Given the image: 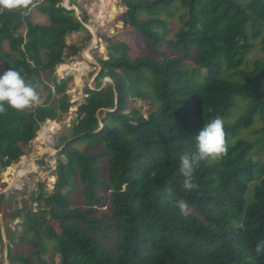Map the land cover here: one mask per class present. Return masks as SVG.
<instances>
[{"label": "trees", "instance_id": "obj_1", "mask_svg": "<svg viewBox=\"0 0 264 264\" xmlns=\"http://www.w3.org/2000/svg\"><path fill=\"white\" fill-rule=\"evenodd\" d=\"M62 3L33 0L29 10L0 13V62L6 58V70L19 71L37 93L54 92L51 101L24 111L5 104L0 181L25 154L20 143L37 137L43 119L58 120L72 106L66 94L72 77L59 81L54 73L66 62L69 35L85 31L89 42L93 37L83 25L87 15L81 22ZM125 7L121 20L157 59L132 60L124 43L108 39L112 58L99 59L100 90L87 87L77 123L59 141L53 192L41 185L36 211L23 204L10 213L21 220L19 244L35 248L32 256L15 252L9 230L10 264H35V256L42 264V254L50 251L60 255V264H264V254L255 252L264 240V58L248 64L255 48L250 39L260 38L264 54V0H125ZM33 8L49 24L24 14ZM176 14L181 26L170 37L169 19ZM106 77L113 83L101 88ZM137 99L149 100L154 112L142 113ZM237 109L241 113L232 116ZM217 116L224 121L228 153L202 162L194 173L198 188L186 191L180 157L197 150L195 136ZM255 123L258 136L241 137ZM101 159L108 181L102 180ZM74 177L83 185V209L73 200ZM102 191L110 192V213L96 221L106 200ZM7 200L15 195H0V209ZM179 200L189 205L188 217L175 207Z\"/></svg>", "mask_w": 264, "mask_h": 264}, {"label": "rangeland", "instance_id": "obj_2", "mask_svg": "<svg viewBox=\"0 0 264 264\" xmlns=\"http://www.w3.org/2000/svg\"><path fill=\"white\" fill-rule=\"evenodd\" d=\"M69 2H75V5L68 4V10H73L75 8V13L77 10V15L83 22L84 15H87V22H83L84 27L91 33L93 39L89 42L88 33L85 31L73 33L69 35L66 39L67 49L66 62L55 70V75L58 77V80L66 79L67 77H72L68 83L66 94L70 96L72 106L68 112L64 113L58 120H47L41 123L40 130L37 132V137L30 142L20 143L21 147L25 150V154L22 156L18 163L13 164L8 167L1 176L0 181V195L5 194L7 189H10V181L14 177L15 169L23 165L29 160H33L37 167L38 171L33 172L27 175L23 179V186L21 189H15L12 186L8 192H11L15 195L14 201H6L3 205V208L0 209V234L3 239V243L0 242V264H10L8 259V231H14L15 243L18 244L15 247V252L19 254H26L32 256L35 252L33 245L28 244H19V236L21 235L22 226L19 224L21 221L17 219L13 221L10 217V213L15 210V205L21 207L23 204H27L37 210L38 202L34 200L37 196L41 185H44L45 190L49 193L53 192L54 185L56 183V166H57V153L62 149L59 147V141L61 137L69 136L73 130L74 124L78 121V109L81 104L85 103V100L88 96L87 87L92 90H100L98 88L97 77L101 70V65L99 59L108 60L112 58L110 49L112 47L110 39L115 45L124 43L127 47V57L130 59H136L141 56L150 55L149 50L146 47V40L139 35L137 31L132 27L125 26L121 16L126 12L127 8L125 7V0H69ZM64 4V3H63ZM103 4L106 5L104 11H102ZM112 4V5H111ZM65 5V4H64ZM63 5V6H64ZM111 5V6H110ZM110 7V8H109ZM116 9L117 12L113 13V9ZM118 8V9H117ZM25 15L30 16V20L34 23L47 25L49 24L48 17L41 14L36 8L24 13ZM76 15V16H77ZM171 17L169 23V35L173 37L174 33L180 28L181 21L179 15ZM99 16V17H98ZM77 17V18H78ZM22 33L25 34V28L21 29ZM97 36V40L94 36ZM250 41L255 45V48L252 50L248 56V64L251 65L252 62L256 59L264 58V54L260 49V38L250 39ZM243 43V40L240 41ZM79 48L77 54L73 53V48ZM4 49L10 51L8 43H5ZM85 51L88 52L90 59L85 57ZM153 58H156L152 56ZM157 59V58H156ZM9 65L8 60L4 58L0 62V72L3 73L6 71L7 66ZM88 66V70H87ZM81 69V70H79ZM49 73L44 74V80L47 84H51V78ZM112 82V79L106 77L103 80L102 87H107ZM52 85V84H51ZM39 102L34 103L33 107H38L43 100L48 99L51 101L54 97V92H45L44 90L38 93ZM135 105L141 110L142 113L147 115L150 111L149 100H139L135 101ZM112 111V110H108ZM241 112L239 109L233 112L232 116H236ZM49 127L47 133V138L41 137V131L45 126ZM260 123H255L251 129L242 132V136L238 135L237 137H244L247 139H255L258 136ZM235 140L232 139V141ZM80 148H83V145H79ZM260 151V150H259ZM259 151L254 152V158L259 160L261 153ZM27 160V161H26ZM99 165H101L102 180L108 181L107 172L108 164H106L105 159L99 160ZM7 175L5 176V174ZM83 185L81 184L78 177L73 179V200L77 207L83 209L84 207V195L82 192ZM7 193V192H6ZM101 195L106 198L104 200V205L96 209L95 217L96 221H99L100 218L104 217L105 214L110 213L109 207L105 202L110 201L111 195L110 192L102 191ZM26 202V203H24ZM50 223L60 231L59 225L55 221H50ZM45 261L42 264H60V255L55 251H50L43 253L41 256ZM35 264H40L38 257H34Z\"/></svg>", "mask_w": 264, "mask_h": 264}, {"label": "clouds", "instance_id": "obj_3", "mask_svg": "<svg viewBox=\"0 0 264 264\" xmlns=\"http://www.w3.org/2000/svg\"><path fill=\"white\" fill-rule=\"evenodd\" d=\"M33 0H0V13L4 10H29ZM36 87L30 82H26L21 73L10 68L0 75V114L6 112L5 104L17 110L24 111L39 102V95ZM196 151L185 153L180 157L179 171L183 176L182 186L186 191L198 188L194 183V173L202 162L215 161L228 153L226 135L224 131V121L217 116L205 124L195 136ZM175 207L184 217L190 213L189 205L184 200L176 202ZM255 252L257 255L264 254V240L258 241Z\"/></svg>", "mask_w": 264, "mask_h": 264}, {"label": "bare ground", "instance_id": "obj_4", "mask_svg": "<svg viewBox=\"0 0 264 264\" xmlns=\"http://www.w3.org/2000/svg\"><path fill=\"white\" fill-rule=\"evenodd\" d=\"M112 5V4H111ZM110 5V6H111ZM106 8V5L103 4L102 6V11H104ZM110 8V7H109ZM118 9V8H117ZM117 12V10L114 8L113 9V13L112 14H115ZM99 17V16H98ZM97 40V39H96ZM85 57L90 59V56L88 54L87 51H85ZM81 70V69H79ZM87 70H88V66H87ZM49 131V127L46 125L44 127V129L41 131V137L42 138H47V133ZM27 161V160H26ZM15 173H14V177L13 179L10 181V185L13 187V188H17V189H21L22 186H23V179L33 173V172H37L38 171V167L36 165V163L33 161V160H29L27 162H25L23 165H21L20 167L16 168L15 170ZM9 186L10 189H12V187Z\"/></svg>", "mask_w": 264, "mask_h": 264}, {"label": "water", "instance_id": "obj_5", "mask_svg": "<svg viewBox=\"0 0 264 264\" xmlns=\"http://www.w3.org/2000/svg\"><path fill=\"white\" fill-rule=\"evenodd\" d=\"M63 3H64L65 5H64ZM63 3H62V5H64V7L68 9V8H69V7H68V4H70L69 0H63ZM73 10H75V8H73ZM76 15H77V10H76ZM77 17H78V15H77ZM78 19L80 20L79 17H78ZM80 21H81V20H80ZM94 36H95V38L97 39V36H96L95 34H94ZM115 104H117V102H116ZM47 120H49V119H43L44 122L47 121ZM9 190H10V189H7L6 192H8ZM6 192H5V193H6ZM0 194H1V193H0Z\"/></svg>", "mask_w": 264, "mask_h": 264}]
</instances>
